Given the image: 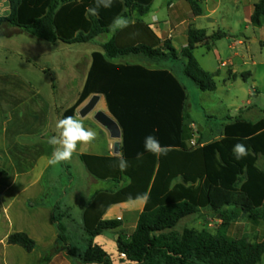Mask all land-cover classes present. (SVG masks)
<instances>
[{
    "label": "trees",
    "instance_id": "trees-1",
    "mask_svg": "<svg viewBox=\"0 0 264 264\" xmlns=\"http://www.w3.org/2000/svg\"><path fill=\"white\" fill-rule=\"evenodd\" d=\"M6 1L9 14L0 17V27L9 24L48 43L86 44L110 34L109 25L115 17L130 21L128 27L115 31L100 51L91 53L80 95L63 114L74 115L91 96H102L121 131L118 156L122 155L129 167L124 172L115 167L118 156L79 157L94 178L116 184L114 191L96 192L83 212V246L68 234L59 202L49 201L47 195L27 202L28 208L47 206L52 210L56 241L42 254L40 264L59 252L81 264H113L112 257L94 240L105 231L117 230L121 222L102 220V216L111 205L144 194L148 199L135 229L130 234L118 233L115 240L121 264H264V236L254 243L227 236L239 214L247 213L250 219L264 223V168L257 165L259 156L264 157V121L253 123L237 117L223 127L220 139L187 148V98L179 80L167 70L113 62L127 56L152 62L182 61L183 75L201 92H213L214 76L201 68L193 51L198 46L209 49L226 35L216 32L207 36L204 30L189 26L186 46L176 50L170 40H160L141 20L154 0H112L110 8L101 7L96 15L86 11L95 6V0ZM186 1L192 14L199 16V4L204 0ZM263 19L264 0H257L250 23L260 26ZM149 135L170 148L167 155L157 157L145 151L144 140ZM237 143L248 150L239 160L233 154ZM138 153L143 154L140 159ZM120 182H124L121 187ZM202 210L221 216L216 235L176 230L180 221ZM6 243L27 253L35 248L34 241L20 232L10 234Z\"/></svg>",
    "mask_w": 264,
    "mask_h": 264
},
{
    "label": "rangeland",
    "instance_id": "rangeland-1",
    "mask_svg": "<svg viewBox=\"0 0 264 264\" xmlns=\"http://www.w3.org/2000/svg\"><path fill=\"white\" fill-rule=\"evenodd\" d=\"M217 2L218 0H207L203 5L204 17L196 20L191 26L204 30L207 36L216 32L227 35L225 39L214 42L209 49L198 46L193 51L201 68L214 76L215 91L201 92L183 75L182 61L156 60L152 62L145 58L132 56L115 60V62L153 63L156 67L172 70L178 76L186 92L187 126L190 127L192 123L196 124L187 129L189 139L186 143L194 141L190 147L198 146V142L205 143L220 139L221 126L225 118L240 116V110L242 112L249 110L248 120L250 122L264 120V19L260 26L251 23L246 26L243 23L238 27H233V31H229L227 28L233 26L234 21L231 22L227 17L222 16L223 13H232V5L221 0L216 13L211 15L210 12ZM177 11L183 23H176V27L171 28L170 18ZM154 13L161 16L158 22L150 19ZM189 14H191V9L186 0H154L148 14L141 20L157 27L158 36L170 33L173 36L174 47L179 50L185 42V31L190 26L186 21ZM229 34L231 37H228ZM109 37L110 34H104L86 44L70 45L61 42L49 44L26 35L15 37L10 44L9 40L7 42L1 40V110L4 111L8 109V106H12V97L18 93L19 88H22L17 82L19 79L30 84V90H38L40 98L47 101L52 109L71 106L82 89L90 66L91 53L100 51L101 45ZM240 40L243 44L238 45L237 42ZM29 41L32 44H28ZM222 62L226 64L224 67L220 66ZM246 73L250 76H244ZM17 105L19 108L25 107L23 103ZM101 109L107 112L103 98L99 100L93 112L102 111ZM89 123L92 124V121L90 120ZM198 127L201 131H198ZM93 130L97 133V138L92 144L98 149H103L101 152H105V145L114 143V140L98 125L93 126ZM52 135H55V128L51 129L49 137ZM28 141L37 144L41 139L37 137ZM0 149L5 151L1 142ZM52 149L53 146L48 148V151L51 152ZM79 151L89 153L86 146L81 147ZM257 165L259 168L264 166V157L259 156ZM11 168L13 167L0 164V191L8 188L9 190L36 192L40 187L42 193L49 196V201L60 203L64 213L63 222L68 234L75 241H79L83 236L80 212L89 195L96 190L116 188V184L112 185L109 181L94 179L86 171L77 155L66 163L50 165L48 170H46V165L27 167L25 174L17 177L11 173ZM220 219L219 214L202 210L180 221L176 230L182 232L184 229H192L196 232L216 235L219 231ZM122 232L130 234L132 232L130 225L125 226ZM111 235L110 231H105L101 235L100 239L106 241L103 248L110 257L114 258L113 264H121L118 257H115L113 248L115 237ZM109 236H111V243L106 240ZM227 236L234 239H245L250 243L260 242L264 236V223L261 220L250 219L247 213L239 214L229 226Z\"/></svg>",
    "mask_w": 264,
    "mask_h": 264
},
{
    "label": "crops",
    "instance_id": "crops-1",
    "mask_svg": "<svg viewBox=\"0 0 264 264\" xmlns=\"http://www.w3.org/2000/svg\"><path fill=\"white\" fill-rule=\"evenodd\" d=\"M224 1L232 5L231 11L233 14L223 13L222 16L223 18L227 17V19H229V21L231 22L234 21L232 24L233 26H229L227 28L229 31H233V27H238L243 23L246 26L247 24L250 23V18L253 12V5L257 2V0H224ZM206 2L207 0L200 2L199 5L201 8V14L199 16H194L192 12L191 14L188 15L186 20L189 23L188 25L192 26L196 20L204 17L203 5H205ZM220 4H221V0H218L217 4L215 5V8L210 12L211 15L216 13ZM8 14H9V7L7 1L0 0V17H5ZM132 22H134V20H132ZM176 23L179 24L183 23L181 15L179 14L178 11L173 13L172 17L170 18L169 25L171 28H174L177 25ZM147 24L160 40L162 41L170 40L172 46L174 47L173 36L170 33L164 36H158L156 32L157 27H154L153 24L150 23ZM112 34L113 33L110 32V36ZM185 34H186L185 42L182 48L187 44V30L185 31ZM23 35H26L29 38H33L37 41H41L25 33L23 30L13 27L9 24H4L0 27V42L1 40H6V42L7 40H9L8 42L10 44L13 42L12 40L15 37H21ZM226 36L222 39H225ZM228 37H231V34H229ZM241 37L244 36L241 35ZM28 44H32V42L29 41ZM49 44H55V43H49ZM213 44L211 46H213ZM237 44L241 45L243 44V42L240 40L237 42ZM233 47L234 46H232V48ZM113 62L121 63V64L140 65L149 70H167L171 72L179 80L178 76L172 70H168L162 67H156V65L153 63L144 64L140 62H115V60ZM225 65L226 64H224L223 62L220 64V66L222 67H224ZM182 69H183V62H182ZM231 75L232 74H230V76ZM244 76H250V74L246 73L244 74ZM17 82L20 84L22 88H19L20 90H18V93H16L12 97L13 99L11 100V102H13L12 106H8L7 107L8 109L4 111L1 110V106H0V121H2L0 122V142L1 144H3L5 148V151L4 150L2 151V149H0V164H5L7 166L13 167L11 168V173L15 177L24 175L26 168L30 166L46 165V170L49 169L50 165L48 164L47 161L48 158L51 156L53 149L51 152L48 151V148H52V146L49 145L47 141L49 139V135L51 134V129L55 128V123L57 119L63 118L64 112L76 102V100L80 95V93L77 95V98L73 101V104H71V106L60 109L54 107V109H52V106H50V104H48L47 101H44L43 99L40 98V94L38 90H30L29 88L30 84L23 81L22 79H19ZM179 82L181 83L180 80ZM181 85L183 86L182 83ZM101 98L103 97L100 96V99ZM86 102L84 103L86 104ZM18 103H23L25 107L19 108L17 105ZM84 103L79 108H77L74 115L83 121L84 126L86 128L93 129V126L95 125L96 126L98 125L100 128H103L94 120L95 112H92L83 118H81L78 115V111L85 105ZM101 110L104 114L111 117L108 111L106 112L103 109ZM239 114L240 116L238 117H241L246 121H249L248 120L249 110H246L244 112L240 110ZM235 118L226 117L225 122L222 124L221 128L223 129V127L226 124L231 123ZM90 120L92 121V124L89 123ZM194 125L196 124L192 123L189 125L190 127H188L186 121L185 129L187 130L188 128L194 127ZM103 130L105 129L103 128ZM37 137H40L41 139V141L38 142L37 144H32V142L28 141L31 140L32 138H37ZM116 142L119 143V151H120L121 138L117 141L114 140V143H107V145H105L106 147L105 152H101L103 151V149L102 150L98 149L96 145L91 144L86 146V149L87 151H89V153H82L78 150V152L75 155H77L78 158L81 155L101 156V157L118 156L119 153L115 155L113 151V146ZM193 142L194 141L192 140L191 143ZM191 143L188 144L185 143L186 147L191 148L190 147ZM263 168L264 166L261 169ZM105 181L111 182L112 185L114 184L110 180H105ZM122 185H124V182H120L119 187H121ZM114 190H112V188H106L103 190H96L89 195L86 203L84 204L80 212L82 233H83L82 215L85 209L90 204L94 194L100 191H114ZM42 196H44V194L42 193V189L40 187H38L36 192H28L25 190H9L8 188H5L4 190L0 191V264H40L42 260V254L44 252L49 251L54 246L56 241V230L52 222L51 207H47V206L35 207V208L27 207V202L29 200H38ZM144 203L145 201L137 202L135 204H130L128 201V202L113 204L104 212L102 216V220H119L121 222V226L117 230H109L112 234L111 236L113 238L115 237V240L117 239L118 233H124L122 231L125 229V226L127 225H130V229L133 232L138 217L143 210ZM19 232L26 234L30 239L34 241L35 248L32 252L27 253L19 246L8 245L6 243L7 237L10 234L19 233ZM111 236L107 237L108 239L106 238L107 242L111 241L110 238ZM100 237L96 238L94 240V243H96L97 245L103 248L106 245V241L101 240ZM73 241L78 243L80 246H83L84 243L83 236L79 241H75V240ZM113 248L115 251V243L113 245ZM115 255H116L115 257H118L116 252ZM113 259L114 258H112V260ZM118 259L121 262L122 258L118 257ZM46 264H81V263L75 259L68 257L65 252H59L58 254L52 256Z\"/></svg>",
    "mask_w": 264,
    "mask_h": 264
},
{
    "label": "clouds",
    "instance_id": "clouds-1",
    "mask_svg": "<svg viewBox=\"0 0 264 264\" xmlns=\"http://www.w3.org/2000/svg\"><path fill=\"white\" fill-rule=\"evenodd\" d=\"M111 6L112 0H95V6L90 7L86 11L92 15H96L101 7L110 8ZM150 19L153 22H158L161 16L158 13H154ZM129 23L130 21L126 17L117 16L113 19L112 24L109 25L110 32L114 34L118 29L128 27ZM96 138L97 133L95 130L86 128L83 121L75 115L57 119L55 123V135L50 136L47 141L53 146L52 154L47 161L48 164L56 166L70 161L81 147L91 145ZM144 149L157 157L167 155L170 151L168 146H162L159 140L152 135L145 137ZM233 154L239 160L248 154L247 147L242 143H237L233 147ZM142 155V153H138L137 159H140ZM117 159L118 164L115 167H118L121 172L126 171L129 167L128 161L122 155L118 156ZM147 199L148 196L146 194L137 196L136 198L130 196L129 203L135 204Z\"/></svg>",
    "mask_w": 264,
    "mask_h": 264
},
{
    "label": "water",
    "instance_id": "water-1",
    "mask_svg": "<svg viewBox=\"0 0 264 264\" xmlns=\"http://www.w3.org/2000/svg\"><path fill=\"white\" fill-rule=\"evenodd\" d=\"M100 100V95H93L87 101V103L78 111V115L83 118L92 113ZM94 120L101 125L110 135L111 139L117 141L121 138V131L114 119L104 114L102 111H96L94 114ZM201 131V128H198ZM114 154L119 153V143L116 142L113 146Z\"/></svg>",
    "mask_w": 264,
    "mask_h": 264
}]
</instances>
